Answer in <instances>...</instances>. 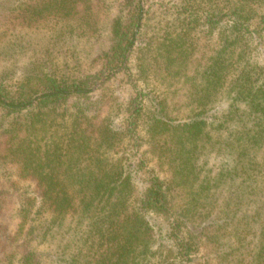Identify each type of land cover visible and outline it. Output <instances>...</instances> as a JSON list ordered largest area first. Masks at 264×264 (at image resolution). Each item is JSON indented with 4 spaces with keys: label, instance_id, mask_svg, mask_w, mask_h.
Segmentation results:
<instances>
[{
    "label": "trees",
    "instance_id": "1",
    "mask_svg": "<svg viewBox=\"0 0 264 264\" xmlns=\"http://www.w3.org/2000/svg\"><path fill=\"white\" fill-rule=\"evenodd\" d=\"M59 2L62 5L65 0ZM145 2L115 0L108 25L109 48L97 57L94 76L71 80L45 76L35 81L28 78L15 88L0 85V112L6 115L34 116L33 112L60 106L70 110V133L64 147L57 148L59 154L29 152L28 156V145L15 151L34 168L37 200L50 212L49 228H60L70 219L76 232L72 250L57 255L53 264H153L154 234L148 214L168 222L178 264H194L201 246L222 236L227 226L234 237L231 222L235 217L228 223L223 219L229 215L223 211L206 222L196 217L202 202L233 181L225 179L219 168L211 176H200L198 170L207 165L213 149L208 115L221 105L225 106L224 121L238 123L241 130L231 143L239 151L238 163L264 147V62L258 54L264 40V0H175L174 14L183 27L159 44L152 66L158 72L162 63L170 80L177 83L174 97L165 90L148 101L146 94L136 93L125 101L120 118H115L88 100L96 83L99 90L128 68L139 47ZM195 26L207 35L206 56L196 57L190 49L197 44L191 34ZM131 145L158 167L151 171L133 207L130 176L123 166L103 157L107 151ZM244 163L251 164V159ZM30 166L25 164V169ZM237 168L235 164L231 171ZM251 177L253 184L255 176ZM245 179L242 190L249 185ZM2 211L0 200V215ZM255 216H261L260 210ZM253 234L249 242L257 243L258 253L249 264H264V219ZM29 235V231L23 238H18V232L10 235L0 222V264H12L15 255L20 264H45L41 253L28 248ZM245 240L235 239L234 244ZM212 255L214 264H223L231 254L215 248Z\"/></svg>",
    "mask_w": 264,
    "mask_h": 264
},
{
    "label": "rangeland",
    "instance_id": "2",
    "mask_svg": "<svg viewBox=\"0 0 264 264\" xmlns=\"http://www.w3.org/2000/svg\"><path fill=\"white\" fill-rule=\"evenodd\" d=\"M175 7V0H146L139 47L125 71L114 74L99 90V82L93 87L88 101L96 108L101 106L115 118H120L125 101L136 93L146 94L148 101L158 98L159 92L165 90L174 97L177 83L170 80L162 63L157 66L158 72L152 66L159 54L157 50L161 49L159 44L183 27L174 14ZM115 10V0H65L62 5L59 0H0V85L15 88L28 78L35 81L45 76L61 80L94 76L99 68L97 57L109 48V18ZM191 31L194 42L197 41L191 51L196 57L206 56L207 35L198 26ZM258 54L259 60L264 62V40ZM144 103L148 104L147 101ZM224 110L225 106L221 105L208 115L207 132L213 149L207 157V165L198 171L200 176H211L222 170L224 178L233 182L227 181L221 186V192L218 190L219 194L202 202L196 217H202L206 222L216 212L223 211L229 215L223 219L224 223L235 217L231 222L235 232L231 237L229 226L221 230L222 236L201 246L194 264L216 263L212 255L215 248L231 254L225 257L223 264H249L258 253L257 243L249 240L264 219V147L249 152L248 158L242 159L243 162L251 159V164L238 163L239 151L231 147V143L241 130L238 123L224 121ZM69 111L66 106H60L40 114L33 112L34 116L26 112L19 115L0 112V200L3 207L0 222L10 235L18 232V238H23L29 231L28 248L41 253L45 264H53L57 255L72 250L76 232L70 219L63 221L60 228H49L46 222L50 212L37 200L34 168L15 151L28 145V156L47 151L59 154L57 148L64 147L70 133ZM103 157L110 164L123 166L125 174L130 176L134 187L130 205L135 206L151 171H157L158 167L154 162L144 160L145 156L132 145L119 146L105 152ZM25 164L30 167L25 169ZM235 164L238 168L233 172L231 168ZM159 176L164 177V174ZM251 176H255L253 184L249 179ZM243 179L248 180L249 185L244 184L242 190ZM175 201L178 204L179 195ZM256 207L255 213L260 210V217L255 216ZM147 218L154 234L153 264H178L168 222L155 214H148ZM235 239L246 240L235 245ZM12 264H20L18 255L12 257Z\"/></svg>",
    "mask_w": 264,
    "mask_h": 264
}]
</instances>
